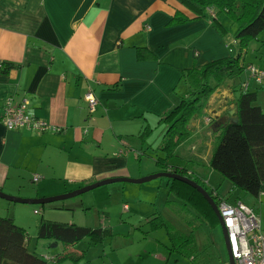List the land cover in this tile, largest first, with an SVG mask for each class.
<instances>
[{"label": "crops", "instance_id": "crops-1", "mask_svg": "<svg viewBox=\"0 0 264 264\" xmlns=\"http://www.w3.org/2000/svg\"><path fill=\"white\" fill-rule=\"evenodd\" d=\"M177 11L194 17L176 0H0V65L15 66L8 73L0 70V116L8 98L16 103L26 100L36 117L61 129L59 133L8 131L0 120V190L15 188L43 198L106 179L138 178L145 156L155 165L145 174L163 172L156 165L165 156L158 148L167 129L163 118L188 91L184 71L233 53L226 41L231 37L214 30L208 18L170 26ZM234 44L239 54L247 56L249 48L241 52L236 39ZM263 45L256 62L264 69ZM138 47L148 49L156 60L138 61ZM245 56L243 65H247ZM90 92L98 100L93 113L85 101ZM233 97L228 81L210 98L203 113L221 117ZM231 109L228 118L236 108L232 105ZM197 119L189 124L191 137L177 151L191 162L194 175L210 183L209 178L217 173L209 167L214 136L200 133ZM146 127L153 131L143 142L140 136ZM157 131L162 135L160 144L152 143ZM153 147L156 155L154 151L151 156ZM36 175L38 182L33 181ZM26 179L37 183V189L25 186ZM127 184L107 185V193L126 197L137 205L136 215H143L148 204L140 198L133 200ZM221 184L226 188L224 195L235 192L231 183L223 180ZM212 189L221 196L220 189ZM262 197L264 192L260 202ZM229 201L241 200L231 195ZM110 204L102 207L101 219L98 214L90 219L92 205L85 199L79 205L55 206L44 212L47 221L110 231V238L103 242H127L140 233L134 230L137 223L149 224L153 219L132 220L135 223L121 219L119 223L110 217L116 202ZM125 210L129 211V205ZM53 247L64 250L61 243Z\"/></svg>", "mask_w": 264, "mask_h": 264}, {"label": "trees", "instance_id": "trees-1", "mask_svg": "<svg viewBox=\"0 0 264 264\" xmlns=\"http://www.w3.org/2000/svg\"><path fill=\"white\" fill-rule=\"evenodd\" d=\"M190 11L194 17L188 18L177 11L170 21V26L188 23L190 21L207 18V9L215 12L213 26L222 36L226 30L218 20L219 15L225 13L237 25L235 39L241 52L248 49L250 44L264 32V0H176ZM241 56V55H240ZM240 56H230L209 62L201 67H192L184 71L183 77L188 84V91L180 103L168 111L163 122L167 125L162 142L158 147L164 153V158L156 160L157 167L163 172H171L185 176L201 185L219 205L218 198L210 191L207 182L194 175L189 166L191 162L183 160L177 149L191 137L190 121L199 115L210 98L224 87L228 81H236L242 77L244 66ZM146 48L137 49L138 61L156 60ZM15 66L10 63L1 65L0 70L8 73ZM259 89L243 93L238 89L234 99L237 123L225 121L217 123L214 128V143L209 167L219 173L223 179L232 183V187L245 192L256 199L264 192V111L257 106ZM152 130L146 127L140 136L145 140ZM138 161L141 160L138 158ZM169 193H173L190 207L203 222L215 227L219 220L211 210L205 198L192 186L178 180L168 179ZM169 203V202H168ZM151 230L166 229L172 250L190 256L194 253L196 242L193 235H183L175 231L161 215L149 222ZM110 238V231L102 228L81 227L75 224H65L41 220L38 238L61 243L64 250L54 257L55 264H80L86 261L85 252L71 251L85 238L98 245L106 238ZM28 235L24 228L15 223L9 216H0V264H46L43 256L30 249ZM87 264H90L87 262Z\"/></svg>", "mask_w": 264, "mask_h": 264}, {"label": "rangeland", "instance_id": "rangeland-1", "mask_svg": "<svg viewBox=\"0 0 264 264\" xmlns=\"http://www.w3.org/2000/svg\"><path fill=\"white\" fill-rule=\"evenodd\" d=\"M219 16V20L224 24L223 27L227 32L225 36L229 35L231 37L226 39V41L228 42V47L233 50V53L229 55L235 57L241 55V59H244L245 54H239L237 52L238 46L234 44L237 25L233 23V21L225 13H222ZM207 18L212 20L213 22V17H211V15L207 14ZM259 36V38L253 41V43H251V45L248 47L249 50L247 56H245L246 58L244 60V64L250 65L254 63L253 65H256V67H260V64L258 65V62L256 61L258 60L257 57H259L260 53L259 47L261 49L263 45L261 40H264V32ZM261 51V53H264V48ZM244 78L245 76H243V78L240 77L239 81H229L230 90L234 97L225 105L227 109L221 115V117H212V115L208 116V114H204L203 111L199 115H197V122L200 126V133L210 132L209 134L211 135L212 133L213 135L216 124L226 120L231 106L234 105V99L236 94L238 93V84L241 83ZM256 105L261 106L264 111V88H261L258 91V100L256 102ZM206 117L211 118L210 123L206 122ZM154 125L152 126L153 129ZM161 138L162 135L159 134L158 131L155 132V134H153L152 143L160 144ZM156 150V147H153V149L151 148L149 151L150 155L154 156L152 155L154 154V151L156 155ZM143 159L144 160L142 165L140 164L142 167V176L130 179H141L153 175L145 174L149 170L155 169L153 159L147 156H145V158ZM189 167L193 168L192 165H190ZM209 179H211V182L207 183V186H209L210 191H212V187H216L218 188V190L220 189L221 197H225L228 200H230L231 195H233V197H239L240 200L245 205H247V207L256 210L261 218L262 225L264 227V197L261 198L263 202H260L259 199H256L255 197L250 196L249 194L237 189L233 190L235 191L233 192V194L232 191L229 190L227 194L224 195L223 193L226 192V188L225 185L221 183L223 182V180H225L227 183L230 182L226 179H223V177H221L219 173H215V176ZM167 183L168 179L163 177L158 179L156 178L150 182L143 184L128 183L126 185L125 188L128 190V192L130 190H133V195H131L134 198L133 200L137 201V199L140 198L145 200L144 204H148L147 212L140 216H137L135 213L137 205L130 200L128 201L126 197H123L122 199L118 196L111 197L107 193V188L109 186L99 187L94 190L92 189V191H89L76 198L48 203L46 205H27L21 203H13L0 198V216H9L12 218L16 217L18 223L25 226L24 229L30 241V249L35 250L38 255L40 254L43 256L45 252H48L50 253L49 256H51L54 254H60L63 251L61 248L53 247L55 245V242L50 243V240L38 238V229L41 220H48L47 215L44 212L45 209L67 204L69 206H73L75 204L79 205L80 201L85 199L86 203L92 205L90 208V219H94L95 214H98L101 219L104 218V211L102 210V207L110 204L111 202L112 203L110 205L112 206L114 205L113 202H116L117 208L115 210H112L110 216L113 217V220H117L120 223L122 222V219L126 222L135 223L132 220H143L147 216L154 218L161 215L162 218H164L168 223L172 224V226L176 229L175 231H177L178 233L194 236L196 242L194 253L190 256H186L173 251L166 229L158 228L157 230L153 231L151 230L149 224L137 223L136 226L138 228H134V230L138 231V229H140V233L134 237L132 236L127 242L121 241L119 239H114V241L107 240L106 242H103L101 244L94 245L91 244V242L89 241L90 239L88 238L82 240L76 246V249L74 248V250L77 252H84L86 250L85 254L87 259L86 261L81 262V264H87V262H91L92 264H228L227 247L220 224L215 227L206 225L203 220L197 215V213H195L190 207H186L184 205L182 200L176 197L175 194L169 193V189L166 187ZM25 186L29 187L31 190H36L38 184L31 183L30 180L26 179ZM11 189L12 188L9 189V187L2 188L1 191L9 196L16 198H35L31 197L34 196V194H27V192H24L23 190L17 192L15 188H13L14 191H11ZM23 189H25V187ZM125 205H129V211L125 210ZM35 211H38L39 214H35ZM105 254L107 255V257H105ZM46 255L47 254H45L44 256Z\"/></svg>", "mask_w": 264, "mask_h": 264}, {"label": "built area", "instance_id": "built-area-1", "mask_svg": "<svg viewBox=\"0 0 264 264\" xmlns=\"http://www.w3.org/2000/svg\"><path fill=\"white\" fill-rule=\"evenodd\" d=\"M207 12L215 17L214 9L208 8ZM245 78L240 83L243 93L255 89L264 88V69L256 65H243ZM1 67V65H0ZM243 76V75H242ZM90 113L96 110L98 100L93 93L85 95ZM1 123L8 131L26 130L35 133L52 131L59 133L60 128L52 126L48 122L39 119L29 110L28 101L16 103L13 98L4 101L0 116ZM207 123L211 118L207 117ZM40 180L34 177V182ZM215 191L213 195L219 197ZM219 211L222 216L224 227L228 234L229 245L235 264H264V230L260 216L242 201L231 202L219 197ZM39 214L38 211L34 212ZM46 264H54V257L43 256Z\"/></svg>", "mask_w": 264, "mask_h": 264}, {"label": "water", "instance_id": "water-1", "mask_svg": "<svg viewBox=\"0 0 264 264\" xmlns=\"http://www.w3.org/2000/svg\"><path fill=\"white\" fill-rule=\"evenodd\" d=\"M229 114H230L229 120L230 121L232 120V122L237 123L239 118L235 115L236 109L234 110V112H230ZM163 177H165L167 179L178 180L180 182L186 183V184L192 186L193 188H196V190L205 198V200L211 206V208H212L211 210H213L214 213L216 214V216L219 220V224L222 228V234H223V237H224V240L226 243V247H227L228 264H235V261L232 257L230 245H229L228 234H227V231L224 227L222 216L220 214L218 205L216 204L215 200L208 193V191H206L201 185H198V183H196L195 181H193V180H191L185 176H182L180 174L171 173V172H158V173H155L153 175H150V176H147V177H144L141 179H130V178H124V177L106 179V180H102V181L84 186L80 189H76L72 192H68L65 194L52 196V197L33 198V199H31V198L30 199H24V198L12 197V196H9V195L3 193L0 190V198L7 200L9 202H13V203H21V204H27V205H46L48 203H54L57 201H64V200L76 198L78 196H81V195L89 192V191H92V189L94 190L96 188L107 186L110 184H115V183L143 184V183L150 182L156 178L158 179V178H163Z\"/></svg>", "mask_w": 264, "mask_h": 264}]
</instances>
